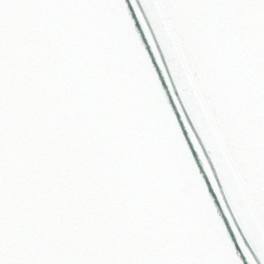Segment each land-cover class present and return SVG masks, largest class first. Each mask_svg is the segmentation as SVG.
Wrapping results in <instances>:
<instances>
[{"label": "snow or ice", "instance_id": "1", "mask_svg": "<svg viewBox=\"0 0 264 264\" xmlns=\"http://www.w3.org/2000/svg\"><path fill=\"white\" fill-rule=\"evenodd\" d=\"M0 264H264V0H0Z\"/></svg>", "mask_w": 264, "mask_h": 264}]
</instances>
